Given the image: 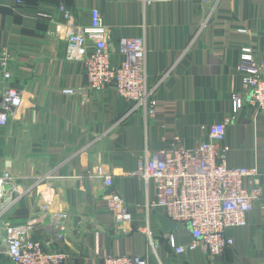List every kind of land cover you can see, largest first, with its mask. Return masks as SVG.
I'll return each mask as SVG.
<instances>
[{
    "label": "crops",
    "instance_id": "obj_1",
    "mask_svg": "<svg viewBox=\"0 0 264 264\" xmlns=\"http://www.w3.org/2000/svg\"><path fill=\"white\" fill-rule=\"evenodd\" d=\"M60 4L71 10V24ZM92 9L109 29L113 63L122 58L121 38L144 39L148 85H157L153 116L131 110L112 86L78 92L86 84L84 67L65 58V42L89 22ZM263 35L264 0H170L147 7L138 0H0V48L12 53L9 84L22 96L0 127V173L12 174L7 197L16 198L0 206V264H10L1 227L31 219L30 236L64 253V264H102L110 254L145 256L149 264H264V115L247 98L232 114L230 97L239 89L240 44L251 41L264 58ZM1 90L0 81V96ZM225 117H232L226 164L256 168L261 197L244 226L227 230L232 246L210 258L189 247L187 226L151 206V181L132 173L138 158L176 138L193 149L208 126ZM104 175L111 177L109 187ZM107 192L126 202L130 222L115 224ZM57 212L66 218L54 219ZM169 236L184 247L181 254Z\"/></svg>",
    "mask_w": 264,
    "mask_h": 264
},
{
    "label": "built area",
    "instance_id": "obj_2",
    "mask_svg": "<svg viewBox=\"0 0 264 264\" xmlns=\"http://www.w3.org/2000/svg\"><path fill=\"white\" fill-rule=\"evenodd\" d=\"M143 7L167 3L170 0H138ZM21 0H16V4ZM63 21L71 24L73 15L64 5H58ZM38 16L47 17L44 13ZM240 33H247L243 28ZM108 27L102 22L96 9L90 11L87 24H81L65 42V58L80 61L84 67L85 86L78 90H103L112 86L131 110H143L153 116L156 110L154 91L156 86L148 85L146 72V49L142 37L121 38L118 53L122 57L118 63L112 62L113 50L108 41ZM264 51V35L261 37ZM239 60L235 72L239 77V89L231 93V113L236 114L245 99L264 115V58L251 41L239 46ZM12 53L0 48V127L6 126L13 115V109L21 106V92L9 84ZM73 93V90H64ZM232 117L213 123L206 129V137L193 149L184 148L176 138L170 145L138 158L133 175L153 184L154 200L151 206L161 208L175 223L188 227L190 248H201L207 256L214 258L232 246L233 240L227 230L246 224V215L261 197L260 175L256 168L227 166L224 144L226 125ZM13 176L10 172L0 173V206H10L16 198L7 197ZM103 185H111V177L103 176ZM104 199L112 213L115 224L123 225L131 221L126 202L116 193L107 192ZM8 200V201H7ZM7 201V202H6ZM6 204V206H4ZM63 212L53 214L54 219L63 221ZM34 220L20 225L4 224L1 229L3 253L10 264H64L65 254L44 248L41 241L30 236ZM169 244L176 254L184 251L172 236ZM102 264H149L145 256L134 254H110L102 259Z\"/></svg>",
    "mask_w": 264,
    "mask_h": 264
},
{
    "label": "water",
    "instance_id": "obj_3",
    "mask_svg": "<svg viewBox=\"0 0 264 264\" xmlns=\"http://www.w3.org/2000/svg\"><path fill=\"white\" fill-rule=\"evenodd\" d=\"M11 109H13V108H11Z\"/></svg>",
    "mask_w": 264,
    "mask_h": 264
}]
</instances>
